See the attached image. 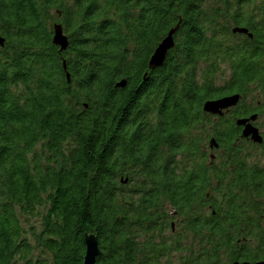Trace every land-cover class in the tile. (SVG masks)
<instances>
[{
    "label": "trees",
    "instance_id": "obj_1",
    "mask_svg": "<svg viewBox=\"0 0 264 264\" xmlns=\"http://www.w3.org/2000/svg\"><path fill=\"white\" fill-rule=\"evenodd\" d=\"M0 36V264L264 262V0H0Z\"/></svg>",
    "mask_w": 264,
    "mask_h": 264
},
{
    "label": "water",
    "instance_id": "obj_2",
    "mask_svg": "<svg viewBox=\"0 0 264 264\" xmlns=\"http://www.w3.org/2000/svg\"><path fill=\"white\" fill-rule=\"evenodd\" d=\"M179 25L172 29L167 37L163 39L161 44L157 47L154 52V55L151 57L149 62V68L151 70L156 69L164 65L167 55L175 47L174 36L177 33ZM234 33L246 34L252 37L249 34L247 29L236 28L233 31ZM3 39L0 38V44H3ZM53 44L60 48V51H65L69 47V38L65 36L63 28L61 25H55ZM66 69V65L64 66ZM69 77V76H68ZM118 86L124 87L125 82L120 83ZM241 101L240 95H232L230 97L222 98L217 101H209L204 105V112L211 115L223 116L226 111L236 107ZM257 119L256 115L248 119L238 120V126L244 127L243 138L251 139V141L257 145L263 144V137L259 135L257 128L253 126V122ZM85 244H86V255L84 258L83 264H97V258L102 255V252L99 248L98 239L94 235H85ZM235 264H249V263H235ZM257 264H264L257 263Z\"/></svg>",
    "mask_w": 264,
    "mask_h": 264
},
{
    "label": "rangeland",
    "instance_id": "obj_3",
    "mask_svg": "<svg viewBox=\"0 0 264 264\" xmlns=\"http://www.w3.org/2000/svg\"><path fill=\"white\" fill-rule=\"evenodd\" d=\"M249 32V31H248ZM54 36V35H53ZM65 36H67L66 34H65ZM68 37V36H67ZM228 80V78H227V76H224L223 78H221L220 80H219V85H223L224 84V81L226 82ZM218 82V81H217ZM258 96H257V94H250L248 97H246L247 99H245V102H246V104L249 106V104L251 105V106H253L254 104H256V102H257V100H256V98H257ZM257 116V119L253 122V126L255 127V128H257V130L260 132L259 133V135L261 136V137H263L264 138V117H259L258 115H256ZM244 140H248V139H246V138H244ZM246 142V141H245ZM249 143V142H248ZM246 148L249 150V152H251L254 156H257L259 153L257 152V150H256V148L255 147H251V148H249V146L248 145H246ZM246 148L244 147V149L246 150ZM259 150V149H258ZM253 155H252V157H253ZM249 163L250 164H254V158H250L249 159ZM256 164V163H255ZM263 225H264V223H263ZM264 227V226H263ZM186 247V246H185ZM184 247V248H185ZM176 259L178 258V259H181L180 257V255H175L174 256ZM225 262L223 261V264H224ZM236 263H238V262H236ZM259 263V262H258ZM175 264H179L178 262H176ZM233 264H235V263H233ZM253 264H257V263H253Z\"/></svg>",
    "mask_w": 264,
    "mask_h": 264
},
{
    "label": "bare ground",
    "instance_id": "obj_4",
    "mask_svg": "<svg viewBox=\"0 0 264 264\" xmlns=\"http://www.w3.org/2000/svg\"><path fill=\"white\" fill-rule=\"evenodd\" d=\"M59 25V24H58ZM65 34V33H64ZM0 38L1 39H3V44L1 45L0 44V48H3L4 46H5V39L3 38V37H1L0 36ZM69 48V47H68ZM67 48V49H68ZM66 49V50H67ZM154 55V54H153ZM152 55V56H153ZM168 56V55H167ZM69 75H67V78H68V80H69V78L70 77H68ZM241 100H242V98H241ZM235 108V107H234ZM226 113V112H225ZM225 115V114H224ZM255 115H257V114H255ZM237 126H238V124H237ZM238 127H240L241 129H242V135H241V138L243 137V131H244V127H241V126H238ZM251 139H248L247 141H250ZM252 142V141H251ZM253 143V142H252ZM263 143H264V139H263ZM253 144H255V143H253ZM255 145H257V144H255ZM219 149V144L216 142V140L214 139V138H212L211 140H210V142H209V144H208V148H205V151L206 152H209V156H210V160H211V163H213L214 161H215V159H216V156H215V150H218ZM126 181V180H125ZM124 181V182H125Z\"/></svg>",
    "mask_w": 264,
    "mask_h": 264
},
{
    "label": "flooded vegetation",
    "instance_id": "obj_5",
    "mask_svg": "<svg viewBox=\"0 0 264 264\" xmlns=\"http://www.w3.org/2000/svg\"><path fill=\"white\" fill-rule=\"evenodd\" d=\"M250 141H247V142H250ZM172 233H176V228H173V223H172ZM175 253H177V252H175Z\"/></svg>",
    "mask_w": 264,
    "mask_h": 264
}]
</instances>
